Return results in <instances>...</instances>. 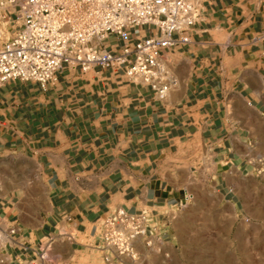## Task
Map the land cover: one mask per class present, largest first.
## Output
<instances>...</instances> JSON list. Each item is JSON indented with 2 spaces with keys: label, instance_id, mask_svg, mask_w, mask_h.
<instances>
[{
  "label": "crops",
  "instance_id": "obj_1",
  "mask_svg": "<svg viewBox=\"0 0 264 264\" xmlns=\"http://www.w3.org/2000/svg\"><path fill=\"white\" fill-rule=\"evenodd\" d=\"M262 33L264 0H201L190 43L163 54L176 79L165 99L109 68L1 85L0 220L15 230L3 264H131L95 248L104 217L146 212L166 233L192 162L217 180L247 164L264 125Z\"/></svg>",
  "mask_w": 264,
  "mask_h": 264
},
{
  "label": "built area",
  "instance_id": "obj_2",
  "mask_svg": "<svg viewBox=\"0 0 264 264\" xmlns=\"http://www.w3.org/2000/svg\"><path fill=\"white\" fill-rule=\"evenodd\" d=\"M201 0H0V86L9 80L52 84L65 66L82 72L113 69L165 99L176 79L164 52L190 43ZM18 30L5 38L8 23ZM262 33L258 38H263ZM110 45L99 47L106 39ZM257 39V38H256ZM146 212L118 209L98 226L95 248L139 262L140 247L160 251L163 238ZM3 228V240L14 233ZM46 241L38 253L47 258ZM0 264L3 258L0 257Z\"/></svg>",
  "mask_w": 264,
  "mask_h": 264
},
{
  "label": "rangeland",
  "instance_id": "obj_3",
  "mask_svg": "<svg viewBox=\"0 0 264 264\" xmlns=\"http://www.w3.org/2000/svg\"><path fill=\"white\" fill-rule=\"evenodd\" d=\"M113 40L96 45L108 46ZM263 128L256 146L243 155L248 163L239 170L225 166L223 179L214 178L209 163L192 162L191 195L175 207L170 230L160 232V251L141 248L144 256L136 264L144 257L149 258L144 264H264Z\"/></svg>",
  "mask_w": 264,
  "mask_h": 264
}]
</instances>
